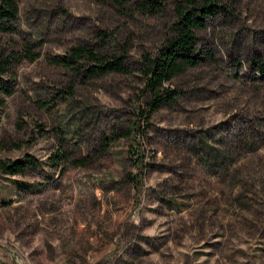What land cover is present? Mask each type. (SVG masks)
<instances>
[{
  "label": "rangeland",
  "instance_id": "1",
  "mask_svg": "<svg viewBox=\"0 0 264 264\" xmlns=\"http://www.w3.org/2000/svg\"><path fill=\"white\" fill-rule=\"evenodd\" d=\"M15 1L0 161L35 165L0 172V264H264V0H223L153 110L179 0ZM76 45L124 70L52 63Z\"/></svg>",
  "mask_w": 264,
  "mask_h": 264
},
{
  "label": "trees",
  "instance_id": "2",
  "mask_svg": "<svg viewBox=\"0 0 264 264\" xmlns=\"http://www.w3.org/2000/svg\"><path fill=\"white\" fill-rule=\"evenodd\" d=\"M158 2L144 0L138 3L143 9H157ZM223 0H179L174 5L175 20L172 24V36L166 41L157 57L147 55L141 57L144 76V89L151 96L147 102L153 110L158 105L159 96L164 90L167 95L169 90L163 88V83L174 75H177L187 67L194 66L197 61L195 55L194 31L204 27V19L215 16L223 9ZM17 16V4L15 0H0V31L9 32ZM24 52L33 59L29 53L31 45L24 44ZM17 58L13 55L2 56L0 53V93H11L10 79L5 75L10 74L9 67ZM122 57L114 55L98 54L84 45L72 46L67 54L52 60L57 66L73 68L79 67L82 62L90 64L91 73L102 75L108 72H121L124 70ZM81 63V64H79ZM89 72V71H88ZM163 98V97H162ZM2 99L0 98V105ZM34 160L29 156L23 159L0 161V172L4 174H21L28 167L34 166Z\"/></svg>",
  "mask_w": 264,
  "mask_h": 264
}]
</instances>
